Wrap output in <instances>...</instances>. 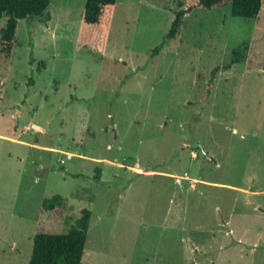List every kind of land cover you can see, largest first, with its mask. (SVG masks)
I'll return each mask as SVG.
<instances>
[{"label": "rangeland", "instance_id": "obj_1", "mask_svg": "<svg viewBox=\"0 0 264 264\" xmlns=\"http://www.w3.org/2000/svg\"><path fill=\"white\" fill-rule=\"evenodd\" d=\"M50 1L10 57L0 40V264H29L55 194L57 231L92 211L82 264H264V193L250 195L264 191V1L248 20L117 0L103 54L77 49L86 0Z\"/></svg>", "mask_w": 264, "mask_h": 264}, {"label": "trees", "instance_id": "obj_2", "mask_svg": "<svg viewBox=\"0 0 264 264\" xmlns=\"http://www.w3.org/2000/svg\"><path fill=\"white\" fill-rule=\"evenodd\" d=\"M264 0H197V6L206 10L229 4L231 14L236 18L256 20L260 17ZM50 0H0V20L7 19L6 26L2 29L0 40L3 46V53L10 57L13 44L16 39V32L19 21L23 19L35 20L45 16L43 23L51 21ZM117 0H86L82 15V24L77 40V49L90 47L93 53L103 54L107 48L108 32L115 11ZM195 7L180 11L176 14L170 32L165 36L163 42L152 51L151 57L158 56L166 44L175 39L182 26L185 14L191 12ZM47 14L45 15V13ZM247 48L248 44L243 43ZM241 47L234 48L232 60L225 65L216 66L210 75L207 90L202 97V102L208 100L212 93L215 81L221 72L228 71L233 65L240 62L237 58ZM29 85H34L30 80ZM100 174L95 179L99 180ZM78 177H80L78 175ZM68 208L66 197L55 194L47 197L42 202V213L45 215L43 223L39 224L33 238V249L29 264H82L92 211L85 208L80 216L75 219L65 232L53 229L56 220L54 213H63Z\"/></svg>", "mask_w": 264, "mask_h": 264}, {"label": "crops", "instance_id": "obj_3", "mask_svg": "<svg viewBox=\"0 0 264 264\" xmlns=\"http://www.w3.org/2000/svg\"><path fill=\"white\" fill-rule=\"evenodd\" d=\"M244 192H246V191H244ZM262 193H264V191H252L251 193H250V195H252V196H254V195H260V194H262ZM249 194V193H248ZM256 211L257 212H264V208H262L261 209V206H260V204H256ZM256 216H261V215H258L257 213H256Z\"/></svg>", "mask_w": 264, "mask_h": 264}, {"label": "water", "instance_id": "obj_4", "mask_svg": "<svg viewBox=\"0 0 264 264\" xmlns=\"http://www.w3.org/2000/svg\"><path fill=\"white\" fill-rule=\"evenodd\" d=\"M15 120H16V122H17V120H18V119H17V117H16V119H15Z\"/></svg>", "mask_w": 264, "mask_h": 264}]
</instances>
